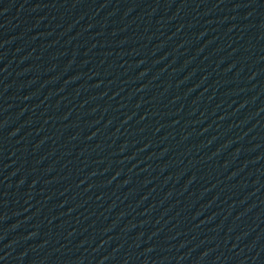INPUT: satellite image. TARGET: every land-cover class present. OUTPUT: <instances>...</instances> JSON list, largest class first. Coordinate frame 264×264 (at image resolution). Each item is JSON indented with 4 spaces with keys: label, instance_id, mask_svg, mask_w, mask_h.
<instances>
[{
    "label": "water",
    "instance_id": "95a60500",
    "mask_svg": "<svg viewBox=\"0 0 264 264\" xmlns=\"http://www.w3.org/2000/svg\"><path fill=\"white\" fill-rule=\"evenodd\" d=\"M0 264H264V0H0Z\"/></svg>",
    "mask_w": 264,
    "mask_h": 264
}]
</instances>
